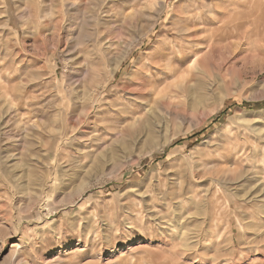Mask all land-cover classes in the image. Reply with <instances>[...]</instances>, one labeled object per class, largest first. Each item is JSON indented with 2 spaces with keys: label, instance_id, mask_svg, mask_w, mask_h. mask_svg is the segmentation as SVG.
<instances>
[{
  "label": "rangeland",
  "instance_id": "374dc122",
  "mask_svg": "<svg viewBox=\"0 0 264 264\" xmlns=\"http://www.w3.org/2000/svg\"><path fill=\"white\" fill-rule=\"evenodd\" d=\"M0 264H264V0H0Z\"/></svg>",
  "mask_w": 264,
  "mask_h": 264
},
{
  "label": "bare ground",
  "instance_id": "6f19581e",
  "mask_svg": "<svg viewBox=\"0 0 264 264\" xmlns=\"http://www.w3.org/2000/svg\"><path fill=\"white\" fill-rule=\"evenodd\" d=\"M211 1V0H210ZM226 11V10H225ZM227 12V11H226ZM222 14V13H221ZM203 26H205V25H203ZM208 26V25H207ZM192 28H193V26H192ZM192 28H190L189 26L188 27H186V34L185 35H183V39L184 40H186V41H188V42H190V44L192 43L193 45H192V47L191 48H189L188 46H185L184 48H182L181 46H180V44H185L186 42H181L180 41V43L179 44H177V51H178V56L175 58V63H176V65L179 67V66H182V65H184V64H186L187 62H189L192 58H193V56L195 57L198 53H199V50H201V46L202 45H204V41H205V38H198V31H199V28H194V29H192ZM195 30V31H194ZM204 30V29H203ZM184 34V33H183ZM179 35V34H178ZM178 37V36H177ZM225 39V38H224ZM226 40V39H225ZM222 42V41H221ZM211 44V43H210ZM176 46V45H175ZM208 46V45H207ZM205 47V46H204ZM209 47H210V45H209ZM198 57H200V56H198ZM198 57H195V58H193V60H194V63L196 64L199 60H200V58H198ZM170 59V58H169ZM172 60V59H171ZM202 60V59H201ZM156 62V61H155ZM159 62H161V59H159ZM171 62V61H170ZM191 62H192V60H191ZM174 63V64H175ZM158 65H159V67H160V64L159 63H157ZM162 69L160 70V74H159V78H156L155 80H153V81H149V85H147L148 87H147V97L150 95V93H151V91H155L158 87H159V85L162 83V82H164V81H166L167 79L169 80V78H171V77H173L174 75H175V73H176V71H177V68L174 66V67H171V68H165L164 69V67H163V65H162V67H161ZM180 68V67H179ZM155 77V76H154ZM153 77V78H154ZM157 77V76H156ZM137 94H139V96L142 94L143 96L145 95V91H143V90H140V92L138 91V93L137 92H135V93H133V97H137L138 95ZM153 94V93H152ZM132 95V94H131ZM138 96V97H139ZM108 99V98H107ZM135 99H137V98H135ZM90 109V108H89ZM87 119V118H86ZM235 147V146H234Z\"/></svg>",
  "mask_w": 264,
  "mask_h": 264
}]
</instances>
